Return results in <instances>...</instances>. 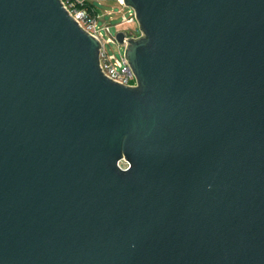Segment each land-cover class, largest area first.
I'll use <instances>...</instances> for the list:
<instances>
[{
	"label": "water",
	"instance_id": "obj_1",
	"mask_svg": "<svg viewBox=\"0 0 264 264\" xmlns=\"http://www.w3.org/2000/svg\"><path fill=\"white\" fill-rule=\"evenodd\" d=\"M123 3L0 0V264H264V0Z\"/></svg>",
	"mask_w": 264,
	"mask_h": 264
},
{
	"label": "rangeland",
	"instance_id": "obj_2",
	"mask_svg": "<svg viewBox=\"0 0 264 264\" xmlns=\"http://www.w3.org/2000/svg\"><path fill=\"white\" fill-rule=\"evenodd\" d=\"M75 2V6L83 8L87 13L97 18L99 28L103 33V42L105 51L108 56L121 58L123 47L119 45L116 40V35L119 32L132 34L137 38L140 36V27L135 20L134 22H124L125 18L129 17V11L125 5H121L118 0H72ZM93 7H92V5ZM133 11V10H132ZM134 12V11H133ZM110 26V31L105 30V26ZM121 167L126 168L127 162H121Z\"/></svg>",
	"mask_w": 264,
	"mask_h": 264
},
{
	"label": "built area",
	"instance_id": "obj_3",
	"mask_svg": "<svg viewBox=\"0 0 264 264\" xmlns=\"http://www.w3.org/2000/svg\"><path fill=\"white\" fill-rule=\"evenodd\" d=\"M64 6L67 10L72 14V16L77 20V22L82 26L84 30L92 34L101 42V50H100V65L106 77L117 81L121 84H124L129 87H134L137 85V80L132 72L128 60L125 56V45L120 46L123 47V52L121 54V58H115L108 56L105 51L104 42H103V33L99 28V24L97 18L91 17L86 10L83 8L76 7L75 2L72 0H62ZM121 5H124L123 0H118ZM129 9V8H128ZM136 20L135 13L130 10L129 17L125 18L124 22H134ZM105 30L107 32L110 31V26H105ZM126 37H133L132 34L125 33Z\"/></svg>",
	"mask_w": 264,
	"mask_h": 264
},
{
	"label": "trees",
	"instance_id": "obj_4",
	"mask_svg": "<svg viewBox=\"0 0 264 264\" xmlns=\"http://www.w3.org/2000/svg\"><path fill=\"white\" fill-rule=\"evenodd\" d=\"M92 5V4H91ZM92 7H93V5H92ZM94 8V7H93Z\"/></svg>",
	"mask_w": 264,
	"mask_h": 264
}]
</instances>
